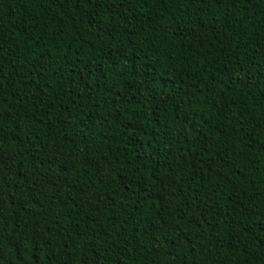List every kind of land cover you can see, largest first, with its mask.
Wrapping results in <instances>:
<instances>
[{
    "label": "trees",
    "instance_id": "1",
    "mask_svg": "<svg viewBox=\"0 0 264 264\" xmlns=\"http://www.w3.org/2000/svg\"><path fill=\"white\" fill-rule=\"evenodd\" d=\"M0 264H264V0H0Z\"/></svg>",
    "mask_w": 264,
    "mask_h": 264
}]
</instances>
